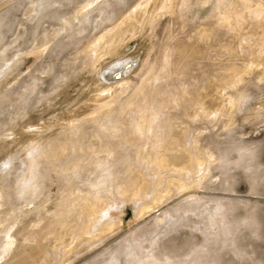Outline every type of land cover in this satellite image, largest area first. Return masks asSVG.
Wrapping results in <instances>:
<instances>
[{"label":"rangeland","instance_id":"rangeland-1","mask_svg":"<svg viewBox=\"0 0 264 264\" xmlns=\"http://www.w3.org/2000/svg\"><path fill=\"white\" fill-rule=\"evenodd\" d=\"M0 264H264V0H0Z\"/></svg>","mask_w":264,"mask_h":264},{"label":"bare ground","instance_id":"bare-ground-1","mask_svg":"<svg viewBox=\"0 0 264 264\" xmlns=\"http://www.w3.org/2000/svg\"><path fill=\"white\" fill-rule=\"evenodd\" d=\"M73 16H74V15H73ZM120 66H121V65H120ZM123 67H124V66H123ZM123 67H122V68H123ZM114 68H115V67H114ZM120 68H121V67H120ZM117 69H118V68H117ZM112 70H113V69H112ZM112 70H111V71H112ZM118 72H119V71H117L116 74H118ZM108 74H109V73H108ZM109 75H110V74H109ZM118 76H119V74H118ZM121 76H122V73H121ZM107 77H108V76H107ZM121 78H122V77H121Z\"/></svg>","mask_w":264,"mask_h":264}]
</instances>
